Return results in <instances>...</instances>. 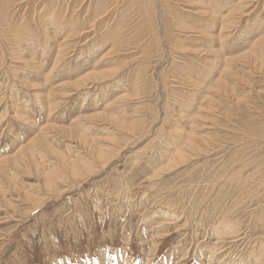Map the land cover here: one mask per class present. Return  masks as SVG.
<instances>
[{
    "label": "rangeland",
    "instance_id": "rangeland-1",
    "mask_svg": "<svg viewBox=\"0 0 264 264\" xmlns=\"http://www.w3.org/2000/svg\"><path fill=\"white\" fill-rule=\"evenodd\" d=\"M88 1L60 0L58 26L36 0L23 39L0 30V264H261L264 66L249 61L264 0H170L168 15L157 1L146 22L122 0L94 29ZM221 14L241 20L222 42ZM220 48L228 88L200 103L192 80L218 78ZM193 128L186 161H169Z\"/></svg>",
    "mask_w": 264,
    "mask_h": 264
},
{
    "label": "bare ground",
    "instance_id": "bare-ground-1",
    "mask_svg": "<svg viewBox=\"0 0 264 264\" xmlns=\"http://www.w3.org/2000/svg\"><path fill=\"white\" fill-rule=\"evenodd\" d=\"M35 1L36 0H0V30L2 29V32H4L5 34H7V36H8V41H10V38L13 36V39L14 38H16L17 39V41H19L18 39L21 37L20 35L21 34H23V33H18L17 32V30H16V27H18V24L19 25H21V23L19 22L20 21V19H16V17L18 16V13H19V11L20 10H24V12H23V16H21L20 18L21 19H23L24 20V23L25 24H23V25H21V26H19V28L20 29H22V28H26L27 27V25H26V22H28V21H26V20H29L30 21V19L32 20V18H34V16L35 15H33V17L30 15V14H28V10L30 9L29 7L30 6H32V5H34V3H35ZM41 1H44L43 2V4L45 5V6H49V8H51L52 6H53V8H51L50 9V11L52 12V21H50V24L52 23V24H59V19H57L58 17H59V15H63V11H68V4H69V2L68 3H66L65 5L66 6H62L61 4H60V0H41ZM65 1V0H64ZM122 0H90V1H88V2H90V5H88V11H90V10H92L93 12H94V19L93 20H95L94 21V23L91 25V27L94 29V27H99V25L101 26L103 23L104 24H108L109 23V20H112V19H110L111 17H110V15H112V13H113V10L116 8L115 7V4L117 5L118 3H120ZM132 2V4L133 5H135V6H140V8H141V10H144V11H142L143 13H142V17H141V19L144 21V22H146V21H151V20H153L154 21V17H153V13H155V12H153V13H151V11L148 9V7L150 6L151 7V9H152V6L154 5V7H155V4L157 3V1H159L160 2V6H161V8H163V9H165L164 10V15H168V7L169 6H167V2H169L170 0H124L123 1V3L125 4V3H128V2ZM178 1H180V0H178ZM177 1V2H178ZM183 1H185V0H183ZM208 1V4L209 5H213V3H214V1H216V0H204L203 1V3L204 4H206V2ZM222 1V0H221ZM40 2V1H39ZM158 2V3H159ZM171 2V1H170ZM169 2V3H170ZM182 2V1H181ZM187 2H190V1H188L187 0ZM217 2V1H216ZM225 2V1H224ZM230 2V1H229ZM233 2V1H232ZM239 2V1H238ZM246 2V1H245ZM248 2V1H247ZM246 2V3H247ZM40 3H42V2H40ZM64 3V2H63ZM73 3H74V1H73ZM75 3H77V1L75 2ZM93 3V4H92ZM37 4H39V3H36V5ZM129 4V3H128ZM199 4V3H198ZM262 4V3H261ZM57 5H58V11H57V9L56 10H54L55 8H57ZM94 5V6H93ZM114 5V6H113ZM119 5V4H118ZM127 5V4H126ZM207 5V4H206ZM128 6V5H127ZM214 6V5H213ZM235 7H237L236 5H234ZM73 7V6H72ZM124 7V6H123ZM142 7H144V9H142ZM171 7H172V5H171ZM208 7V6H207ZM210 7V6H209ZM217 7V6H216ZM242 7V6H241ZM48 8V7H47ZM60 8H62V9H60ZM65 8V9H64ZM83 8V7H82ZM129 8L130 7H128V8H126V9H128L129 10ZM133 8V7H132ZM157 8V7H156ZM155 8V9H156ZM213 8V7H212ZM32 9V8H31ZM122 9H124V8H122ZM139 9V8H138ZM173 9H174V7H173ZM205 9H207L206 7H205ZM219 9V11L221 10L220 8H218ZM224 9V8H223ZM229 9V8H228ZM36 10V9H35ZM71 10H73L72 8H71ZM133 10V9H132ZM141 10H140V12H141ZM154 10V9H153ZM157 10V9H156ZM204 10V9H203ZM217 10V9H216ZM158 11V10H157ZM174 11V10H173ZM175 11H176V9H175ZM65 12V13H66ZM70 12V11H69ZM75 12H77V11H75ZM120 12V11H119ZM118 12V13H119ZM123 12V11H122ZM130 12H133V11H129V13ZM236 12V11H235ZM245 12V11H244ZM247 12V11H246ZM248 12H249V10H248ZM37 13V12H36ZM42 13V12H41ZM127 13H128V11H127ZM128 13V14H129ZM138 13V12H137ZM159 13V12H158ZM219 13V12H218ZM229 13H230V11H229ZM229 13L226 15V16H224L225 18L229 15ZM236 13H238V12H236ZM243 13V12H242ZM70 14V13H69ZM77 14V13H76ZM88 14V13H87ZM117 14V13H116ZM120 14V13H119ZM122 14V13H121ZM127 14V15H128ZM130 14H132V13H130ZM134 14V13H133ZM135 14H136V12H135ZM244 14V13H243ZM246 14V13H245ZM250 14V13H249ZM29 15V16H28ZM53 15H54V18H53ZM78 15V14H77ZM80 15V14H79ZM139 15V14H138ZM155 15V14H154ZM157 15V14H156ZM210 15V14H209ZM222 15V17H216V18H213L212 20L213 21H215L216 22V25L218 24L219 25V33H218V35H219V37H220V42H222L223 41V39H225V38H227V37H229V36H231V33L232 32H229V34L227 35V32L225 33V31H227V30H229L230 28H231V25H232V27H233V24H235L236 26L234 27V29H236V27L238 26V25H240L239 24V22L241 21H239V22H236L235 20L234 21H226L225 20V18L223 17V14H221ZM237 15V14H236ZM45 16V15H44ZM63 16H65V14L63 15ZM115 16V15H114ZM117 16H118V14H117ZM126 16V15H125ZM137 16V15H136ZM140 16V15H139ZM251 16V15H250ZM70 17V16H69ZM78 17V16H77ZM159 17V16H158ZM163 17V16H162ZM165 17V16H164ZM213 17V16H212ZM240 17H241V15H240ZM79 18V17H78ZM93 18V17H92ZM91 18V19H92ZM116 18V17H115ZM118 18V20H119V17H117ZM124 18V17H123ZM122 18V19H123ZM128 18V17H127ZM132 18H133V16H132ZM140 18V17H139ZM154 18V19H153ZM157 18V17H156ZM210 18H211V16H210ZM228 18H231V17H228ZM62 19H64V18H62ZM71 19H74L73 18V16L71 15V17H70V21H71ZM89 20H90V18H88ZM232 19V18H231ZM233 19H235V17L233 18ZM252 19H254V17L252 18ZM23 20H22V23H23ZM92 20V21H93ZM114 20V19H113ZM126 20V19H125ZM128 20V19H127ZM126 20V21H127ZM131 20V19H130ZM140 20V19H139ZM212 20H211V22H212ZM237 20V19H236ZM129 21V20H128ZM207 21V20H206ZM77 23H79L78 22V20L76 21ZM116 22H117V20H116ZM115 22V23H116ZM121 22V21H120ZM122 22H124V21H122ZM130 22V21H129ZM132 22H133V20H132ZM143 22V23H144ZM158 22V21H157ZM163 22H164V20H163ZM167 22V21H166ZM18 23V24H17ZM48 22H46V24H47ZM61 23V22H60ZM155 23H156V21H155ZM154 23V25H156ZM65 24L66 23H64V26H65ZM72 24H74V23H72ZM71 24V25H72ZM90 24H91V22H90ZM112 24H114V23H112ZM149 24V23H148ZM162 24V23H161ZM164 24V23H163ZM176 24H178V22L176 23ZM244 24V23H243ZM117 25V24H116ZM125 25H127V24H125ZM131 25V24H130ZM137 25H140V24H137ZM136 25V26H137ZM152 25L153 24H151L150 26L152 27ZM167 26H169V24H166ZM178 25H180V24H178ZM178 25H176L177 27H178ZM47 26H49L48 24H47ZM59 26V25H58ZM69 26V25H68ZM107 26V25H106ZM110 26V25H109ZM119 26V25H118ZM118 26H115V27H118ZM162 26V25H161ZM181 26V25H180ZM29 27V26H28ZM27 27V28H28ZM111 27H112V25H111ZM120 27H122V26H120ZM133 27V26H132ZM150 27V30L152 29ZM184 27V26H183ZM248 27V26H247ZM76 28V27H75ZM80 28V27H79ZM141 28V27H140ZM145 28V27H144ZM186 28H188V27H186ZM29 30H30V28H28ZM65 29H66V26H65ZM72 29V28H71ZM157 29V28H156ZM179 29V28H178ZM185 29V28H184ZM26 30V29H25ZM24 30V31H25ZM43 30V29H42ZM59 30V29H58ZM111 30V29H110ZM109 30V31H110ZM134 30H136V29H134ZM154 30H155V28H154ZM164 30H165V28H164ZM252 30H253V28H252ZM251 30V31H252ZM16 31V32H15ZM40 31V30H39ZM73 31V30H72ZM76 31V30H75ZM97 31V30H96ZM111 31H113V35H114V37L115 36H117L118 35V33L120 32L119 31V29L118 28H116V29H113V30H111ZM123 31V30H122ZM121 31V32H122ZM141 31V30H140ZM143 31V30H142ZM152 31V30H151ZM150 31V32H151ZM169 31V30H168ZM264 31V30H263ZM1 32V31H0ZM25 32H28V31H25ZM81 32H82V30H81ZM127 32V31H126ZM136 32V31H135ZM137 32H139V31H137ZM136 32V33H137ZM234 32V31H233ZM242 32V31H241ZM62 33H63V31H62ZM141 33V32H140ZM152 33V32H151ZM153 33H155L156 34V30L153 32ZM158 33V32H157ZM20 34V35H19ZM29 34V33H28ZM73 34V33H72ZM75 34V33H74ZM111 34V33H110ZM208 34V33H207ZM210 34V33H209ZM237 34V33H236ZM12 35V36H11ZM108 35H109V33H108ZM113 35H112V37H113ZM138 35V34H137ZM161 35V34H160ZM165 35H166V33H165ZM211 35H212V33H211ZM26 36V35H25ZM121 36V35H120ZM157 36V35H156ZM27 38L29 37V36H26ZM118 37V36H117ZM122 37H123V33H122ZM151 37V36H150ZM210 37V36H209ZM22 38V37H21ZM74 38V37H73ZM76 38V37H75ZM88 38V37H87ZM104 38V37H103ZM152 38H153V36H152ZM159 38H160V36H159ZM217 38V37H216ZM5 39V38H4ZM23 39V38H22ZM34 39V38H33ZM119 39V38H118ZM117 39V40H118ZM121 39V38H120ZM161 39V38H160ZM7 40V39H6ZM25 40V39H24ZM23 40V41H24ZM28 40V39H27ZM166 40V39H165ZM168 40V39H167ZM213 40H215V37H214V39ZM222 40V41H221ZM257 40H260V41H258V43L256 44L255 42V44L253 43V45H252V48H251V51L253 52V54H252V56H251V58H250V60L251 61H249L250 63H252V65L253 64H258V67H259V64H260V67H262V66H264V37H262L261 39L259 38V39H257ZM14 42V41H13ZM22 42V41H21ZM64 42H66V41H64ZM67 42H69V39L67 40ZM73 42V41H72ZM87 42V41H86ZM90 42V41H89ZM118 42H120V41H118ZM151 43H152V41H150ZM167 42V41H166ZM10 43V42H9ZM71 43V42H70ZM163 43V42H162ZM168 43V42H167ZM62 44V43H61ZM96 44V43H95ZM63 45V44H62ZM65 45V44H64ZM89 45V44H88ZM100 45V44H99ZM120 45L122 46V44L120 43ZM159 45V44H158ZM162 45H164V44H162ZM19 46V45H18ZM92 46H93V44H92ZM155 46H157V44L155 45ZM160 46V45H159ZM158 46V47H159ZM223 46V44L220 46V47H222ZM23 47V46H22ZM34 47V46H33ZM41 47V46H40ZM83 47V46H82ZM89 47V46H88ZM124 47V46H123ZM152 47H153V45H152ZM224 47V46H223ZM229 47V46H228ZM20 48V47H19ZM24 48V47H23ZM35 48V47H34ZM65 48V47H64ZM94 48V47H93ZM120 48V47H119ZM145 48V47H144ZM222 49V50H221ZM16 50V49H15ZM26 50H27V48H26ZM46 50V49H45ZM48 50V49H47ZM69 51H71V50H69ZM91 51V50H90ZM131 51V50H130ZM144 51H145V49H144ZM151 51V50H150ZM158 51V50H157ZM156 51V52H157ZM160 52H161V50H159ZM215 51H218V50H215ZM224 50H223V48H220L219 49V51L217 52L218 54V56H217V58H216V62H215V64H214V66H209L208 67V71L210 72V73H215L216 71H217V73H218V76L216 75V77H218V78H215V80L213 81H211V82H208V83H205V84H203L204 82H206L207 80V77H206V79L204 80V82L202 81V83H200V84H198V82L195 80H192V85L193 86H197L198 87V89H200V93L201 94H204L205 93V95L203 96V98L201 99V101H200V103H202V100H207L206 102H210V101H212L214 98L213 97H215V94L216 93H223L222 91H224V90H226L227 88H228V86H226L225 85V83H226V81H225V75L227 74V75H230L231 74V72H232V69H231V66L230 65H232L233 63H234V58H225V56H226V54L225 53H222ZM13 52V51H12ZM24 52V51H23ZM62 51H60L59 50V55L63 58V55L64 54H62L61 53ZM18 53H20V52H18ZM48 53V52H47ZM144 53V52H143ZM15 54V53H14ZM160 54V53H159ZM26 55V54H25ZM47 55V54H46ZM66 55V54H65ZM64 55V56H65ZM68 55V54H67ZM249 56V55H248ZM60 57V59L62 60V58ZM75 57V56H74ZM59 59V58H58ZM59 59V60H60ZM147 61V60H146ZM22 62H24V61H22ZM26 62V61H25ZM60 61H58V63H59ZM217 64H220L221 65V69H219V70H216V69H218V68H216V67H218V65ZM142 65V64H141ZM210 65V64H209ZM248 69V68H247ZM255 69V68H254ZM192 70V69H191ZM101 71V70H100ZM103 73V72H102ZM207 73V72H206ZM95 74H97V73H95ZM114 75V74H113ZM191 75V74H190ZM204 75H206V74H204ZM209 75V74H208ZM104 76V75H103ZM202 76V75H201ZM210 76V75H209ZM190 77V76H189ZM103 78V77H102ZM85 79V78H84ZM91 79V78H90ZM209 79V78H208ZM100 80V79H99ZM102 80V79H101ZM190 80V79H189ZM82 81V80H81ZM86 81H87V84H88V81H89V79L87 80L86 79ZM90 81H92V80H90ZM94 81V80H93ZM92 81V82H93ZM191 81V80H190ZM83 83V82H82ZM85 83V82H84ZM84 83H83V85H84ZM94 83V82H93ZM166 83V82H165ZM86 84V85H87ZM201 84L202 85H204L205 87H203V86H201ZM90 87V86H89ZM79 88H81V87H79ZM74 89V88H73ZM213 90L215 91V93H213ZM76 91V90H75ZM192 91H196V89L195 90H192ZM207 93H209V96H207ZM196 98V97H195ZM138 99V98H137ZM193 99H191V101H192ZM194 101V100H193ZM190 102V101H189ZM211 104V103H210ZM194 105V104H193ZM184 106V105H183ZM205 106V105H204ZM207 106V105H206ZM50 107V106H49ZM140 108V107H139ZM220 108V106H217V107H215V109L217 110V109H219ZM39 109V108H38ZM208 109V108H207ZM166 110V109H165ZM186 111V110H185ZM220 111H221V109H220ZM181 112V111H180ZM214 112V111H213ZM185 113V112H184ZM216 113V112H215ZM183 114V113H182ZM182 116V115H181ZM186 119L188 118V114H185V115H183ZM103 117H105L104 115H103ZM180 118V117H179ZM185 118H183V119H185ZM181 119V118H180ZM182 119V120H183ZM3 121V120H2ZM194 125H196V122H194L193 123V125L192 126H194ZM195 128H196V126H194ZM196 129H194L193 128V130L191 129L187 134L189 135L188 137H186L185 138V140H184V143L182 144V146L181 145H179V148H180V146H181V148L180 149H178V150H176V151H174L170 156H169V161H172L173 163H175L176 161H177V159L179 158V159H181V161L183 160V162H185L186 161V159H185V154H186V152H185V149H187V148H189V147H192V145H193V138L195 137V136H197V131H195ZM40 135V134H39ZM40 136H42V135H40ZM39 136V137H40ZM38 137V136H37ZM38 137V138H39ZM35 138H36V136H35ZM44 138V137H43ZM35 140V139H34ZM42 140V139H41ZM47 142V141H46ZM46 142H45V144H46ZM182 142H183V140H182ZM33 143V142H32ZM88 143V142H87ZM35 144H37V143H35ZM86 144V143H85ZM28 145V144H27ZM41 145V144H40ZM44 145V144H43ZM48 145V144H47ZM29 146V145H28ZM86 146V145H85ZM92 146V145H91ZM90 147V146H89ZM22 148V147H21ZM28 148V147H27ZM20 150H22V149H20ZM25 150V149H24ZM31 153V152H30ZM102 153H104V152H102ZM102 153H101V155H102ZM26 155H29V154H26ZM32 154H30V156H31ZM59 155V154H58ZM104 155H106V154H103L102 156H104ZM22 156V155H21ZM34 156V155H33ZM24 157V156H23ZM178 157V158H177ZM10 158H12V157H10ZM26 159V158H25ZM261 159V158H260ZM8 160V159H7ZM7 160H6V162H7ZM34 160V159H33ZM9 161V160H8ZM64 163H65V161H64ZM68 165V164H67ZM178 165V164H177ZM38 167V166H37ZM63 167V166H62ZM70 167V166H69ZM169 167V166H168ZM165 168V167H164ZM63 169H65V168H63ZM75 167H74V172H75ZM167 169V168H166ZM1 170V169H0ZM162 170V169H161ZM2 172V171H1ZM160 172V171H159ZM162 172V171H161ZM45 173V172H44ZM47 173V172H46ZM3 174V173H2ZM1 175V174H0ZM71 176V175H70ZM159 176V175H158ZM234 176V175H233ZM240 176V175H239ZM43 177H45V176H43ZM235 177H236V175H235ZM58 180L60 179V178H57ZM55 180V179H54ZM51 181V180H50ZM45 182V181H44ZM57 182V181H56ZM12 185V184H11ZM50 186V185H49ZM15 189H17V187L15 188ZM171 209V208H170ZM172 212V211H171ZM176 215V214H175ZM178 215V214H177ZM225 218V217H224ZM226 219V218H225ZM252 219H255V217L254 218H252ZM256 219H260V218H256ZM255 219V220H256ZM165 221V220H164ZM170 221V220H169ZM229 221V220H228ZM258 221V220H257ZM263 221V220H262ZM262 221H259L260 223L262 222ZM224 222H226V221H224ZM252 222V221H251ZM226 223H228V222H226ZM255 223V222H254ZM253 223V224H254ZM263 223V222H262ZM223 224V223H222ZM225 224V223H224ZM223 224V225H224ZM249 224H252V223H249ZM257 224V223H256ZM227 225V224H226ZM255 225V224H254ZM222 226V225H221ZM230 226V225H229ZM228 226V227H229ZM250 226V225H249ZM225 227V226H224ZM252 227V226H251ZM233 228V227H232ZM254 228H255V226H254ZM165 229V228H164ZM250 229V228H249ZM257 229V228H256ZM260 229H263V225H262V227L260 228ZM167 230V229H166ZM239 231V230H238ZM237 231V232H238ZM261 231V230H260ZM164 232V231H163ZM166 232V231H165ZM235 232V231H234ZM253 232V231H252ZM262 232V231H261ZM257 233V232H256ZM235 234V233H234ZM238 234V233H237ZM254 234V233H253ZM252 234V235H253ZM229 235H231V234H229ZM232 235H233V233H232ZM243 235V234H242ZM251 235V236H252ZM258 235V234H257ZM263 235V234H262ZM172 236V235H171ZM228 236V235H227ZM260 236V235H259ZM264 236V235H263ZM244 237V236H243ZM254 237V236H253ZM229 238V237H228ZM227 238V239H228ZM231 239H232V236L230 237ZM234 238V237H233ZM255 238V237H254ZM251 239V238H250ZM256 239H258V238H256ZM240 240H242V239H240ZM246 240V239H245ZM252 240V239H251ZM263 241H264V238L262 239ZM224 241V240H223ZM238 241V240H237ZM243 241V240H242ZM247 241V240H246ZM261 241V240H260ZM235 242V241H234ZM255 242V241H254ZM236 243V242H235ZM241 243V242H240ZM243 243V242H242ZM154 245V244H153ZM258 245V244H257ZM261 245V244H260ZM232 246V245H231ZM252 246V245H251ZM222 247V246H221ZM236 246H234V248H235ZM220 249H222V248H220ZM258 249V246L256 247V249H255V251ZM152 251V250H151ZM259 251V250H258ZM260 252V251H259ZM261 252H262V249H261ZM264 252V251H263ZM259 254V253H258ZM248 255V254H247ZM253 255V254H252ZM254 255H256L255 253H254ZM257 256H259V255H257ZM260 257V256H259ZM251 258V257H250ZM258 258V257H257ZM261 258V264L263 263L264 264V254H262V256L260 257ZM256 259V258H255ZM256 261V260H255ZM249 263H250V261H248ZM256 263V262H255Z\"/></svg>",
    "mask_w": 264,
    "mask_h": 264
}]
</instances>
